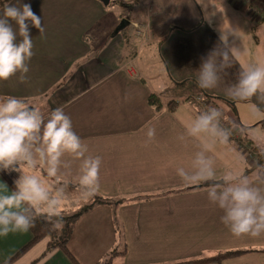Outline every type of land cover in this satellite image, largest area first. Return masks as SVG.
I'll return each mask as SVG.
<instances>
[{
	"label": "crops",
	"instance_id": "obj_1",
	"mask_svg": "<svg viewBox=\"0 0 264 264\" xmlns=\"http://www.w3.org/2000/svg\"><path fill=\"white\" fill-rule=\"evenodd\" d=\"M113 1L121 10L142 18L114 12L107 23L109 35L124 17L133 23H149L153 38L137 41L131 25L129 33L138 47L126 50L130 39L123 38L112 46L119 50H113L116 55L109 60L104 54L110 51L108 44L113 37L106 40L105 48L89 44L85 37L108 13ZM258 1L264 4V0ZM3 2L19 7L30 3L42 18L44 32L31 28L34 55L27 80L21 82L19 73L0 80V97L23 98L45 116L62 107L74 131L88 145V154L102 158L100 187L88 198L81 196L79 187L69 185L78 184L80 161L69 155L64 158L71 161V168L62 169L61 179L68 182L62 211L72 210L73 201L81 205H75L72 213L93 204L78 219L69 243L81 263L117 264L118 260L107 259L114 248L122 256V264H167L264 246V235H233L221 222L223 210L208 199L210 186H203V181L186 183L178 174V168H191L200 140L186 134L190 109L185 110L183 120L178 115L183 104L172 98L166 105L163 99L168 88L179 91L190 85L198 97L206 93L237 106L249 105L252 118L244 117L247 112L236 111L241 126L261 122L264 102L256 97L233 100L226 92L236 82L242 65L264 62V21H258L238 0H205V5L198 0H110L107 5L101 0H0ZM73 5L81 11L84 6L83 14L87 5L93 12L72 16ZM231 28L238 29V38L229 39H235L239 60H233L232 67L221 74L217 87L198 88L202 58L218 46L222 30ZM152 94L160 97L159 111L149 103ZM149 127L156 130L150 141ZM180 135H185L184 141L178 139ZM243 135V140H249ZM209 155L216 161L213 152ZM225 165L216 161L218 176L226 172ZM257 165L247 158L245 175L254 178ZM36 171L45 174L42 167ZM5 172L13 181L20 175ZM3 184L14 190L0 173V186ZM97 196L113 201L99 202ZM31 238V230L0 237V264ZM49 240L43 239L14 264H30L45 251ZM38 264L73 263L62 250H56ZM220 264H264V253L248 252Z\"/></svg>",
	"mask_w": 264,
	"mask_h": 264
},
{
	"label": "clouds",
	"instance_id": "obj_2",
	"mask_svg": "<svg viewBox=\"0 0 264 264\" xmlns=\"http://www.w3.org/2000/svg\"><path fill=\"white\" fill-rule=\"evenodd\" d=\"M198 2L205 5V0ZM32 27L43 34L42 18L30 3L22 7L9 2L0 4V80L17 73L21 82L27 80L34 55ZM230 37L238 38L237 28L222 30L218 46L202 58L197 76L200 88L217 87L221 74L232 67L233 60H239L235 39ZM226 94L233 100L256 97L264 102V62L242 65ZM226 120L220 108L209 106L186 125L187 137L200 140V150L190 169L181 167L177 172L186 183H210L208 199L223 210L221 222L233 235L259 237L264 235V164L258 163L254 178L233 170L218 176L216 161L209 155L217 144L228 143L236 127L234 123L225 127ZM155 135V128L149 127V141ZM178 139L184 141L185 135ZM88 152V145L74 131L72 120L62 107L45 116L39 107L23 98L0 97V171L20 173L14 190L9 191L6 184L0 186V237L29 231L41 216L53 230H58L68 186L61 179L62 169L71 168V161L65 156L80 161L77 183L83 198L92 196L100 187L102 158ZM261 154L264 155V148ZM41 167L44 175L36 171Z\"/></svg>",
	"mask_w": 264,
	"mask_h": 264
},
{
	"label": "rangeland",
	"instance_id": "obj_3",
	"mask_svg": "<svg viewBox=\"0 0 264 264\" xmlns=\"http://www.w3.org/2000/svg\"><path fill=\"white\" fill-rule=\"evenodd\" d=\"M253 2H258V4L260 5L262 2L258 1V0H252ZM216 4H219L216 2ZM263 4V3H262ZM247 7L250 12H252V7L253 5L247 4ZM88 9L84 11V14L81 13L83 11L84 6H82V11L80 10V8L77 5H73V11H72V16H89L90 12H93V9H91L88 5H87ZM109 10L108 13L103 16V18L98 22L97 25H95L93 28H90L87 32V36L85 37V40L89 41V44H95L100 46H103L104 48L106 47L105 42L106 40L108 41L111 37H113L111 39V43H109L108 45H110V51L105 53V57L109 58V60H111L112 58L115 57V53L113 52V50H116V52H118L119 49H113L112 46L117 44V42H121V40L124 38V40H126V38H129L130 40H128L130 42L131 45H128L125 47L126 50L128 51H132V48H137L138 47V43L132 38V35H130V31L131 28L133 27V22L131 21V24L127 25L124 29H122V31L119 32V34H114V32L111 31V34L109 35V30L107 28V23H109V20L112 19L114 16V12L116 14H123L126 15L124 17H131V19H137V18H142V16H137V14H135L134 12H129L126 10H121L120 7H117L114 5V1L109 4L108 6ZM93 14V13H92ZM93 16V15H92ZM123 17V18H124ZM132 25V27H131ZM134 35V33H133ZM135 38V37H134ZM136 39V38H135ZM137 40V39H136ZM87 41V42H88ZM138 41V40H137ZM107 43V42H106ZM108 48V49H109ZM89 59H91L90 57H88ZM198 88L199 86L196 85ZM174 87L173 88H168L164 94V102L167 105L168 102L172 99L175 98L178 100V102L183 106L180 108V110H178V115H180L181 119H185L184 116V112L186 109H190V113H188L190 116H188V119L190 121H192L196 115H198L202 110L206 109L207 107H209L211 105V100L207 101L205 100V102H203L202 97H198V92L195 91L196 88L193 87V89L189 86L186 87H182L179 89V91H174ZM187 89V90H186ZM201 93V91H200ZM195 104V105H193ZM192 105V106H191ZM222 107L219 106H215L220 108L225 116L227 117L226 121H223L224 126L225 127H231L232 124L234 123L236 125L235 129L233 130V133L231 135V137L229 138V141L227 144H217L215 146V148L213 149V153L215 154V158L217 162H221L222 165L225 163V167L226 172L229 170H233L242 174H245V172H247V158L249 161H251L250 156H256V161L258 162H264V160L261 159V157L264 159V156L262 154H258L255 155L253 153H245L244 149H249L251 148V145H248L246 148H244L247 145V141H251L253 143V145L255 146H259V147H264V112L263 115L260 116L261 122L255 124L254 126H241L240 125V121L239 118L237 117V109L240 111H242L243 113H246L247 115H245L244 117L248 116L250 118H252V112H251V108L249 105L246 104H241L239 103L238 106L232 103H222L221 104ZM192 115V116H191ZM190 121H187V124L190 123ZM242 133L244 134L243 137L249 140H244L246 143H243V139H241V135ZM232 139V140H231ZM234 140V141H233ZM249 141V143H251ZM242 142V143H241ZM211 152V153H212ZM245 155V156H244ZM247 155V157H246ZM264 164V163H263ZM255 169H250V171H253ZM86 203V202H84ZM78 205H81L79 201H76L72 204V210H69L67 213L71 214L72 211H74L75 207ZM124 247V246H123ZM117 250V248H114L113 252H111V254H109L108 256V260L113 259L114 262L117 261V264H122V256H119L115 253V251ZM117 255V256H116ZM116 256V257H115ZM114 257V258H112ZM113 262V263H114ZM116 264V263H114Z\"/></svg>",
	"mask_w": 264,
	"mask_h": 264
},
{
	"label": "trees",
	"instance_id": "obj_4",
	"mask_svg": "<svg viewBox=\"0 0 264 264\" xmlns=\"http://www.w3.org/2000/svg\"><path fill=\"white\" fill-rule=\"evenodd\" d=\"M258 21H264V19L258 20ZM200 96L202 97L203 102H205V100L207 101L211 100L212 105L210 106H213V107L215 106L222 107L221 104L225 103V101L227 103H230L221 97L209 95L206 93ZM148 100L151 106H153L156 110L159 111L161 107L160 97L152 94L149 96ZM242 142L246 143L244 140ZM247 145H251L250 149L252 152L261 154L262 148H260L259 146H255L252 143H249V141H247ZM261 159L264 160L262 157ZM258 163L263 164L264 162L258 161L257 164ZM0 173L6 179V181L11 185V187L15 189L14 181L9 177V175L5 171H0ZM69 185L72 188L79 187L78 184L69 183ZM96 201L110 202L113 200L111 198L97 196ZM92 205L93 204H89L79 209L77 212L71 213V214L65 211H62V224L58 230H53V228L51 227V224L47 222L44 216L39 217L36 221L35 227L30 229L32 233V238L23 247H21L15 254H13L9 259H7L3 264H14L17 260H19L24 255H26V253H28L33 247H35L39 242H41L43 239L47 237L50 238V240L47 244L45 251L38 258L33 260L30 264H38L44 258H46L48 255H50L52 252L56 250H62L73 264H83L72 252L69 243L74 233V229H75L78 219L85 212H87L90 208H92ZM253 251H260L264 253V246L260 248L233 249V250L220 251L212 256L205 257V258L183 260V261L171 262L167 264H209V263L220 264L224 259L233 258V257L239 256V255H242L248 252H253ZM96 264H101V263H96ZM104 264H110V263H104Z\"/></svg>",
	"mask_w": 264,
	"mask_h": 264
},
{
	"label": "built area",
	"instance_id": "obj_5",
	"mask_svg": "<svg viewBox=\"0 0 264 264\" xmlns=\"http://www.w3.org/2000/svg\"><path fill=\"white\" fill-rule=\"evenodd\" d=\"M242 4V6H248L247 4L253 5L252 12L257 17V20L264 19V4H258V2H253L252 0H238ZM134 36L139 41H149L153 38V32L151 30L149 23H140V22H134ZM248 145H246L244 148H246ZM245 153H253L255 155H258V153H254L251 151V149H244ZM247 156V155H246ZM251 162H257L256 156H250Z\"/></svg>",
	"mask_w": 264,
	"mask_h": 264
},
{
	"label": "water",
	"instance_id": "obj_6",
	"mask_svg": "<svg viewBox=\"0 0 264 264\" xmlns=\"http://www.w3.org/2000/svg\"><path fill=\"white\" fill-rule=\"evenodd\" d=\"M104 4H108L110 0H101ZM131 23V21L128 18H122V20L120 21V23L118 24V26L115 29V33H118L120 31H122V29H124L127 25H129ZM203 186H210L209 182H205L203 184Z\"/></svg>",
	"mask_w": 264,
	"mask_h": 264
}]
</instances>
